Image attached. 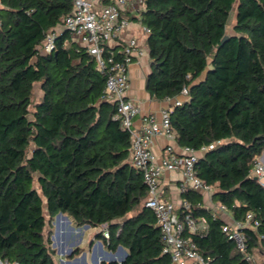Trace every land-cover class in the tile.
<instances>
[{
	"label": "trees",
	"instance_id": "1",
	"mask_svg": "<svg viewBox=\"0 0 264 264\" xmlns=\"http://www.w3.org/2000/svg\"><path fill=\"white\" fill-rule=\"evenodd\" d=\"M145 4L146 90L157 101L181 99L187 90L170 111L176 142L195 151L212 146L197 160L198 175L233 220L254 214L259 225L245 229L247 244L264 258V187L251 174L264 153V0ZM235 5V34L222 46ZM72 10V0H0V258L55 264L53 222L62 213L75 228L99 229L96 241L109 252L123 247L121 264H171L145 207L130 132L103 99L106 79L62 28ZM58 29L54 50L45 53L44 41ZM181 196L192 218L208 221L205 233L185 234L198 253L209 264H247L201 195Z\"/></svg>",
	"mask_w": 264,
	"mask_h": 264
},
{
	"label": "built area",
	"instance_id": "2",
	"mask_svg": "<svg viewBox=\"0 0 264 264\" xmlns=\"http://www.w3.org/2000/svg\"><path fill=\"white\" fill-rule=\"evenodd\" d=\"M73 10L63 19L62 28L71 33L72 41L84 48L95 58L98 71L105 77L106 85L103 99L115 104V119L121 120L124 130L132 137L131 161L133 167L142 174L147 187L145 207L155 216L161 229L164 242L163 253L171 258V264H209L197 251V246L185 234H203L207 231L206 218L191 217V203L182 200L178 208L174 202L164 198L161 180L166 172H176L182 175L179 191L206 194L210 197L214 189L198 175L197 160L202 152L211 149L202 148L195 151L188 147H180L181 153H176L172 145L166 148L165 155L158 159L152 151L154 140L163 136L171 142H176V134L171 126L170 111L164 110L161 116L154 114L141 117V124L135 125V120L141 115V110L127 97L130 85L129 71L132 64L147 55L138 39L130 38L122 44L121 52H115L122 34L134 22V17L142 25V12L145 10V0H106L100 6L94 0H72ZM2 20L0 18V26ZM143 26V25H142ZM61 28V29H62ZM60 29L50 33L43 44V51L51 53L54 50L55 38ZM143 32L148 35L150 30L143 26ZM188 92L183 90L181 99L174 100V105H180ZM167 101H171L167 99ZM251 174L264 187V164L260 157H255ZM212 211L213 218H222L230 213L229 209L218 203L207 207ZM258 221L253 213H248L242 221H231L223 226V232L232 240L237 251L247 264H260L258 254L251 251L247 244L245 229L257 228ZM104 238H109L106 227L100 229ZM0 264H19L0 258Z\"/></svg>",
	"mask_w": 264,
	"mask_h": 264
},
{
	"label": "crops",
	"instance_id": "3",
	"mask_svg": "<svg viewBox=\"0 0 264 264\" xmlns=\"http://www.w3.org/2000/svg\"><path fill=\"white\" fill-rule=\"evenodd\" d=\"M99 1L102 3L106 2V0H94V2H96L98 6H100ZM131 19L134 22L122 34L118 44L114 46L116 52L118 53L121 52L122 50V44L125 43L130 38L138 39L140 44L147 50V44H146L147 35H145L143 32V26L139 24V22L134 17H132ZM150 72H151V60L147 50V55L142 57L139 61L132 64L129 71L130 85L127 92V97L130 100H132L136 105H138L141 110V115L137 117L135 120L136 126H139L141 124L142 116L154 114L160 117L161 113L164 110L171 109L174 106V100L157 101L151 98L150 94L146 90V79L150 74ZM170 145L174 147L176 153L182 152L177 142L173 143L163 136L157 137L154 140L152 151L158 159H161L166 153V148ZM260 157L264 163V153ZM181 179H182V175L179 173L166 172L161 180V186L164 191V198L171 202H174L178 208L180 207V204L183 200L181 193L179 191ZM198 194L201 195L202 197V202L204 207L207 208L210 207L212 204L213 205L218 204V202L215 203L213 195L210 197L209 195L206 194H201V193ZM222 218L226 223H230L231 221H234L231 213L223 216ZM68 229L73 231L79 236L84 235L82 229L87 232L85 236L86 239H84L85 241L84 247L79 248L81 251L80 253H78V256L80 257L78 260H82L84 256L86 258V253L89 250L91 243L93 242L92 240L89 242V240L91 236H96V233L99 231V229L91 228V227L86 228L85 226L80 228L69 227ZM97 242H98L97 246H100V242L99 241ZM68 251L69 249L67 250V252ZM103 262H106V260L102 259L101 263Z\"/></svg>",
	"mask_w": 264,
	"mask_h": 264
},
{
	"label": "rangeland",
	"instance_id": "4",
	"mask_svg": "<svg viewBox=\"0 0 264 264\" xmlns=\"http://www.w3.org/2000/svg\"><path fill=\"white\" fill-rule=\"evenodd\" d=\"M236 10H237V5L234 6L232 14L230 16V21L227 26V35L235 34L234 25H235V19H236ZM33 94H34L33 101L37 102L41 98V95H42L40 84L34 85ZM216 202L217 200H215V203ZM67 218H68L67 215H63L61 219L56 218L53 222L54 230H53V235L51 239H52V248L55 250V254H54L55 264H101L102 259H105L106 262L109 261L110 258L108 257V254H112L117 259H119L120 254L118 253L119 252L118 250L114 253L109 252L107 249H105L104 243L102 240L99 241L100 246L98 247L96 236H91L89 242L91 240L93 242H92V245H90L89 250L86 253V258L84 256L82 260H78L80 257L78 256V252L76 250L80 247H84V243H85L84 239H86L85 236L87 232L82 229V231L84 232V235L79 236L73 231L69 230L68 228L73 227V226L70 224L71 222L70 219L69 218L67 219ZM47 233H48V229H46V234ZM55 237H57V240ZM68 249L69 251L67 252ZM258 259H259V263L262 264L264 258L258 255Z\"/></svg>",
	"mask_w": 264,
	"mask_h": 264
},
{
	"label": "water",
	"instance_id": "5",
	"mask_svg": "<svg viewBox=\"0 0 264 264\" xmlns=\"http://www.w3.org/2000/svg\"><path fill=\"white\" fill-rule=\"evenodd\" d=\"M230 38H231L230 35H225L224 38L221 41V45L222 46L225 45L230 40ZM62 217H63V214L60 213L56 218L59 219V218H62ZM85 227L88 228L89 226L86 225ZM91 245H92V243H91ZM118 251H119L118 253L120 254L121 257L119 259H117L114 255H112L107 263L118 262V263L121 264L124 261L125 257L127 256L126 251L121 246L118 248ZM108 255H111V254H108Z\"/></svg>",
	"mask_w": 264,
	"mask_h": 264
},
{
	"label": "bare ground",
	"instance_id": "6",
	"mask_svg": "<svg viewBox=\"0 0 264 264\" xmlns=\"http://www.w3.org/2000/svg\"><path fill=\"white\" fill-rule=\"evenodd\" d=\"M60 219H61V218H60ZM55 238H56V240H57V237H55ZM98 247H99V246H98ZM111 256H112V255H110V256L108 255L109 258H111Z\"/></svg>",
	"mask_w": 264,
	"mask_h": 264
}]
</instances>
